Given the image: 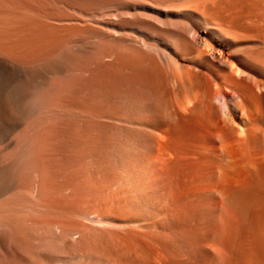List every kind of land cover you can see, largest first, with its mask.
Masks as SVG:
<instances>
[{
    "label": "bare ground",
    "instance_id": "obj_1",
    "mask_svg": "<svg viewBox=\"0 0 264 264\" xmlns=\"http://www.w3.org/2000/svg\"><path fill=\"white\" fill-rule=\"evenodd\" d=\"M44 3L0 0V92L20 110L12 128L37 126L52 156L89 149L93 88L106 89V252L124 264H264V2L117 0L106 29L62 25ZM21 190L0 201V224L22 218ZM69 225L34 238L28 263L83 258Z\"/></svg>",
    "mask_w": 264,
    "mask_h": 264
},
{
    "label": "rangeland",
    "instance_id": "obj_2",
    "mask_svg": "<svg viewBox=\"0 0 264 264\" xmlns=\"http://www.w3.org/2000/svg\"><path fill=\"white\" fill-rule=\"evenodd\" d=\"M43 1L47 5L45 6L46 11L58 16L62 21V25L67 22L64 16H72L87 18L94 27L98 25L96 28L103 29H106L110 11L114 10V8L117 10L121 8L120 4H116L117 0ZM258 1L264 2V0ZM260 10H264V3L261 5ZM102 22L103 25L101 24ZM58 60V58H52L37 62L32 61L28 63L27 67L40 68L44 63H56ZM98 70L100 71L99 76L95 80L97 82L101 81L99 85L105 87L106 83L105 85L103 83L106 82V78H102L106 77V68L105 66L99 67ZM1 76L3 75L0 74ZM2 78L4 76L0 80ZM99 78L100 80L98 81ZM94 88L93 92L99 96L93 100L95 102L93 103L89 124L91 146L87 150H74L75 152L61 149L57 153L52 154V156L43 149L48 147L49 142L48 140L42 141L38 139L40 130L37 126L32 123H26L12 128V122L17 118L20 110L17 112L12 107V104L3 99V92H0V201H6L4 200L6 198L10 199L13 191L20 192L23 189L22 194H24H19L18 200L12 204L15 212L18 211L16 213H20L22 218L10 225L0 224V264H29L28 256L31 253L30 247H32L33 239L40 237V234L42 235L46 230L45 228L51 227L54 223L59 224L61 228L63 227L62 225L71 224L69 225L71 229L79 232V234L74 235V237L77 236V240L70 241V249L78 254L85 253V255L83 258H78L79 262L77 260L71 264L125 263L124 258L120 254H116L115 250H110L111 254L106 252V108L101 110L103 106L106 107V89L100 88V91L97 87ZM3 103H5V106ZM80 127L82 128V126L79 125V135L83 133ZM68 164L70 168H68ZM52 166L53 168H51ZM69 169L70 171H68ZM51 172L54 173L52 174ZM64 172L66 177L72 175L71 179L68 176L66 180ZM58 175L59 177H56ZM61 177L62 180H65L62 181ZM53 182L54 184L52 185ZM48 184L51 185L49 186ZM11 188H13V191L10 192ZM25 196H28L29 200ZM55 196H58L57 199L59 198L60 200L67 199L70 205H63L64 207L52 206L48 201L54 198L56 200ZM39 198H41L40 201L42 203L38 202ZM47 203L51 206H46ZM80 221L89 228H85L88 232L86 233L85 231L84 235H81L84 232L83 227L75 224V222ZM83 240L85 242L88 240L91 243L94 248L93 251L89 250L87 252ZM115 249L120 248L118 246ZM46 263L65 264L59 256L55 257V259L47 260Z\"/></svg>",
    "mask_w": 264,
    "mask_h": 264
}]
</instances>
